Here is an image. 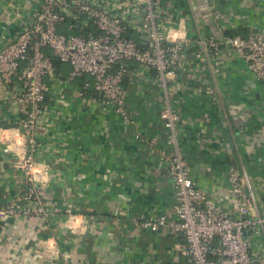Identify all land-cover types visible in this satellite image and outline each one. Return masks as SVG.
Masks as SVG:
<instances>
[{"label":"crops","instance_id":"1","mask_svg":"<svg viewBox=\"0 0 264 264\" xmlns=\"http://www.w3.org/2000/svg\"><path fill=\"white\" fill-rule=\"evenodd\" d=\"M41 1L0 0V46L31 23ZM157 1L164 28H184L189 38L219 39L226 32L245 37L255 32L264 38V0L224 4L223 31L202 0ZM127 16L138 18L135 13ZM130 36L138 34L131 31ZM196 48H191L192 54ZM220 60L219 68L196 73L190 56L177 80L162 88L156 86L153 72L132 63L123 83L127 121L93 95L81 99L78 80L69 82L55 74L46 78L50 93L34 132L31 171L0 144V205L22 194L31 177L41 191L36 206L42 210L36 214L34 205L25 202L31 220L5 219L0 227V264L180 263L183 239L144 225L160 215L175 219L168 161L148 150L153 139L156 148H167L169 132L159 117L167 105L180 117L176 147L167 151L177 150L208 200L237 216L238 201L228 174L231 169L239 174L244 170L264 217V83L229 47L221 48ZM22 117L11 95L0 91V120L19 123ZM246 235L258 264H264V227L259 235Z\"/></svg>","mask_w":264,"mask_h":264},{"label":"built area","instance_id":"2","mask_svg":"<svg viewBox=\"0 0 264 264\" xmlns=\"http://www.w3.org/2000/svg\"><path fill=\"white\" fill-rule=\"evenodd\" d=\"M228 2L202 0L222 31V7ZM119 5L118 0H42L31 23L22 26L13 41L0 46V91L11 95L23 115L17 129L0 127V144L12 158L23 161L27 171L33 166L34 132L44 117V103L50 93L45 79L54 77L45 50L69 66L67 81L82 80L77 87L81 99L93 95L98 102L114 107L126 121L129 115L123 83L132 63L153 72L156 86L162 88L177 80L178 70L186 66L188 57L194 61L192 69L199 73L208 67L219 68L221 48L229 47L242 57L250 74L264 83V38L259 33L250 32L246 37L222 34L219 39L189 38L184 28H164L157 0H133L132 6ZM128 13H135L138 18L131 20ZM66 22L70 23L67 31L76 28L79 33L61 32ZM131 31L138 34L137 40L130 38ZM194 46L197 48L192 54ZM159 117L169 132L167 148H156L153 139L148 150L150 155L168 161L166 173L173 185L175 219L160 215L149 218L144 225L183 239V259L178 264H252L257 257L246 233L259 235L264 217L259 215L246 172L229 171L231 192L238 201V214L231 217L197 187L177 150L167 151L176 147L178 112L167 105ZM26 182L22 194L0 205V227L9 217L31 220L32 215L23 207L25 202L34 205L36 214L42 213L36 206L40 205L41 191L31 177Z\"/></svg>","mask_w":264,"mask_h":264},{"label":"trees","instance_id":"3","mask_svg":"<svg viewBox=\"0 0 264 264\" xmlns=\"http://www.w3.org/2000/svg\"><path fill=\"white\" fill-rule=\"evenodd\" d=\"M69 24H70L69 22H66L65 25L60 29V31L67 33V34H78L79 31H77L76 28H73L70 31H67ZM225 35H227V36L229 35L230 37H233L236 34L226 32ZM243 37H245V36H243ZM130 38L137 40V38H134L131 36H130ZM44 52H45L46 56L48 58H50V61L52 63V67H53V74H55L56 76L63 75L66 78L70 71L63 69L64 66L62 65V63L55 56H53V54L51 53L50 50H45ZM78 83L81 84L82 80H79Z\"/></svg>","mask_w":264,"mask_h":264},{"label":"water","instance_id":"4","mask_svg":"<svg viewBox=\"0 0 264 264\" xmlns=\"http://www.w3.org/2000/svg\"><path fill=\"white\" fill-rule=\"evenodd\" d=\"M78 26H79V23L77 24V27ZM140 40L143 41L144 39L141 38ZM188 58H190V57H188ZM18 126H19L18 123H9L7 120H0V127H2L3 129H6V130L17 129ZM257 259H258V257H257ZM258 260H256L257 262L255 264H258Z\"/></svg>","mask_w":264,"mask_h":264}]
</instances>
